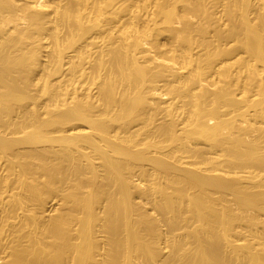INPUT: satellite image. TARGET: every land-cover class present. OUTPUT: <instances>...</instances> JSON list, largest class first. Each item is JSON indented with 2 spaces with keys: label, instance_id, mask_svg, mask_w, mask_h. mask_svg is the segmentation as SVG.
Listing matches in <instances>:
<instances>
[{
  "label": "bare ground",
  "instance_id": "6f19581e",
  "mask_svg": "<svg viewBox=\"0 0 264 264\" xmlns=\"http://www.w3.org/2000/svg\"><path fill=\"white\" fill-rule=\"evenodd\" d=\"M0 264H264V0H0Z\"/></svg>",
  "mask_w": 264,
  "mask_h": 264
}]
</instances>
